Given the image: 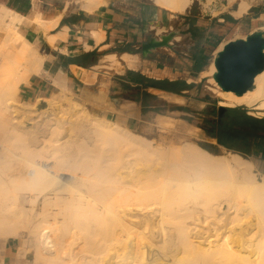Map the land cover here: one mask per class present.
I'll use <instances>...</instances> for the list:
<instances>
[{"label":"bare ground","instance_id":"1","mask_svg":"<svg viewBox=\"0 0 264 264\" xmlns=\"http://www.w3.org/2000/svg\"><path fill=\"white\" fill-rule=\"evenodd\" d=\"M166 1L185 12L194 0ZM257 1L203 4L213 17L226 10L242 17ZM17 18L0 13L7 28L0 45V239L24 238L19 258L31 264H264V175L258 178L250 160L191 142L155 145L93 117L76 101L62 103L64 95L45 100L58 115L37 114V103L18 101L20 85L39 62L32 45L22 43ZM155 28L157 35L165 31ZM124 59L132 66L131 56ZM215 72L212 62L204 75L222 105L264 116V72L241 97L221 91Z\"/></svg>","mask_w":264,"mask_h":264},{"label":"crops","instance_id":"2","mask_svg":"<svg viewBox=\"0 0 264 264\" xmlns=\"http://www.w3.org/2000/svg\"><path fill=\"white\" fill-rule=\"evenodd\" d=\"M194 6L195 0L181 12L166 0H0V13L18 16L21 41L32 45L39 62L20 85L19 101L64 95L129 130L179 121L193 107L215 115L216 100L201 91L209 78L204 74L222 44L264 30V7L242 17H207ZM155 27L165 31L157 35ZM171 31L177 33L171 48L142 55L144 44ZM5 37L0 31V45ZM124 56L132 57V66ZM176 85L180 91L171 92ZM247 156L264 175V139H252ZM19 248L18 239H0V264H29L18 257Z\"/></svg>","mask_w":264,"mask_h":264},{"label":"rangeland","instance_id":"3","mask_svg":"<svg viewBox=\"0 0 264 264\" xmlns=\"http://www.w3.org/2000/svg\"><path fill=\"white\" fill-rule=\"evenodd\" d=\"M204 0H195V10L200 12L201 14H205L207 15V11L205 12V5L203 4ZM223 3H226L225 1ZM261 7H264V0H258L257 3L251 8L250 11H253L255 9H259ZM237 5H235L233 7V9H236ZM225 14L228 13V10H226L224 12ZM0 24L2 25V23L0 22ZM0 31H3L5 34L6 32L4 31L3 26H0ZM208 79L207 78L203 84H201V91H205L207 90L208 92H210L213 95V100H216L215 103H212L213 105H216L217 109H219V107H225L224 105L221 104L222 102V98L219 97L214 91H212V89H210L209 87H211V85L208 83ZM19 101V99H18ZM20 102V101H19ZM75 102L74 99H68V98H62V103L64 104H68V103H73ZM21 103V102H20ZM212 106V105H211ZM86 112H88L89 114H91L93 117H98L97 115H95L94 113H92L89 109H87L84 106H81ZM243 109H245L247 112L254 114L257 117H261V115H259L260 111H255L251 108H247V107H242ZM192 110L189 109V111H191L192 113L189 112H185L186 115H181L182 118L179 119V121H171L167 124L164 125H159L157 127H152V128H141V129H130L132 132L140 134L144 137H146L147 139H150L154 142V144H161V145H181L185 142H191V143H195L197 145H199L200 147H202L203 149H205L204 147H207V151L213 153V154H227V153H234V154H239L242 157H244L245 159L250 160L253 164H254V171L258 174V178L261 179V174L259 173L258 169H257V165L255 163L254 158H252L251 156H247L244 155L242 153L233 151V150H229V149H224V148H220L217 145V142L212 140L208 133V125L206 124V121L209 119H211L210 121H216L217 120V116L212 114V108H210L209 110L207 108H204L201 111H197L195 109V107L192 108ZM48 113H56L58 115V111L57 110H52L51 106H49V104L45 101V102H38L37 103V114L45 111ZM204 111H207L208 113H210L211 117L204 113ZM60 116V115H59ZM34 118L38 119L35 115H33ZM264 118V117H262ZM20 122L24 123L25 125H30V121L28 117H23ZM204 127H206V129H204ZM212 130V127H210ZM67 129H70V127H68ZM206 150V149H205ZM18 242L21 245H23V243L25 242L24 238H20L18 239ZM29 260L33 259V255L32 253L28 256ZM27 262V261H26ZM31 264V263H29Z\"/></svg>","mask_w":264,"mask_h":264},{"label":"water","instance_id":"4","mask_svg":"<svg viewBox=\"0 0 264 264\" xmlns=\"http://www.w3.org/2000/svg\"><path fill=\"white\" fill-rule=\"evenodd\" d=\"M210 16L207 13V17ZM176 35L171 31L159 40L152 39L144 44L142 55L148 57L158 48H171ZM214 64L216 72L213 78L221 91L241 97L253 90L256 77L264 72V30L228 42L217 54ZM226 108L221 107L220 110Z\"/></svg>","mask_w":264,"mask_h":264},{"label":"trees","instance_id":"5","mask_svg":"<svg viewBox=\"0 0 264 264\" xmlns=\"http://www.w3.org/2000/svg\"><path fill=\"white\" fill-rule=\"evenodd\" d=\"M170 91L177 93L180 88L176 85ZM215 115L216 121H206L212 127L208 134L229 150L248 155L252 139H264V118L250 116L242 107L226 108L223 111L219 108Z\"/></svg>","mask_w":264,"mask_h":264}]
</instances>
